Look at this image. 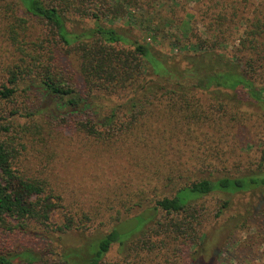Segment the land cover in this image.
I'll return each mask as SVG.
<instances>
[{"label":"trees","instance_id":"16d2710c","mask_svg":"<svg viewBox=\"0 0 264 264\" xmlns=\"http://www.w3.org/2000/svg\"><path fill=\"white\" fill-rule=\"evenodd\" d=\"M147 5V1L139 0H0V100L13 104L23 94L37 103L41 101L32 107L26 102L23 108L10 114L21 112L20 116L31 120L40 115L48 125L56 117L51 110L54 103L66 113H86L85 119L74 123V129L103 148L118 144L131 150L132 158L140 163L141 183L135 205L151 212L134 215L123 223L124 228L115 224L120 221L117 211L108 231L101 228L89 231L91 218L85 212L76 221L63 213V222L54 225L51 219L54 213L62 211L63 198L46 178L19 172L15 167L17 148L12 141L0 139V264H106L105 256L113 244L125 248L121 264H174L170 262L172 255L183 257L191 248L192 253L205 237L207 214L201 204L203 198L214 193L264 190V145L258 167L252 172L237 176L209 173L183 180L187 175L200 173L207 167L204 166L207 160L198 155L187 159L169 155L165 151L171 143L160 140L153 146L143 134V117L155 102L168 98L163 107L177 101L179 106H174L179 112L188 108L186 89L241 90L254 100L264 101V22L243 30L236 45L241 60L226 57L217 52L224 44L226 4L224 0H213L199 11L206 19L219 7L209 24L210 28L218 25L217 32L214 29L211 32L216 33L213 41L191 42L192 32L185 30V41H176L174 45L177 51L190 52L186 55L187 67L179 69L171 63V56L154 51L155 40L151 39L158 28L141 23L146 37L140 39L128 35L136 29L135 21L130 20L124 32L113 25L124 16L131 18L132 7L145 9ZM230 6L235 16L236 3ZM71 17L89 21L91 25L69 26ZM28 25H38L44 31L30 36ZM60 51L74 60L84 95L56 78L55 61ZM32 87L39 90V97L32 94L35 91ZM174 96L180 100H172ZM98 99L122 102L104 110ZM181 114L186 120L199 117ZM40 122L21 124L19 132H39L44 129ZM184 130L187 136L192 134L189 124ZM172 145L180 148L176 141ZM145 186L150 193L144 197L141 194ZM147 200L150 207L144 205ZM227 205L228 200H222L216 215L220 216ZM256 215L263 217L264 211L258 210ZM31 226L60 234L77 231L85 235L89 231L91 238L81 247L45 256L39 250L16 248L14 244V236ZM101 226L99 223L95 227ZM185 264L204 262L197 257L187 259Z\"/></svg>","mask_w":264,"mask_h":264},{"label":"rangeland","instance_id":"374dc122","mask_svg":"<svg viewBox=\"0 0 264 264\" xmlns=\"http://www.w3.org/2000/svg\"><path fill=\"white\" fill-rule=\"evenodd\" d=\"M139 1H147V7L145 9L132 7L131 18L129 15L124 16L113 25L121 27L124 32L126 29L124 26L128 25L130 20L135 21L136 25L134 24L133 28L136 29L128 32V35L140 39L146 37L141 31L144 28L140 26L141 23L144 26L149 24L158 28L155 37L151 39L155 40L152 41L155 44L154 51L171 56V63H175L179 69L187 67L186 55L190 53L189 50L181 52L174 48L176 41H185L183 32L185 30L192 32L191 42L198 39L211 43L213 34H216L211 33L212 30L215 32L218 30V25L210 28L209 24L211 17L220 11L219 7L210 12L206 19L199 15V11L211 5L213 0ZM224 1L226 4L224 14L227 18L224 22L226 27L223 28L225 32L222 35L224 44L217 52L241 60L236 45L245 28L264 22V0ZM230 3H236L235 16ZM68 25L84 27L90 26L91 22L86 20L81 22L71 17ZM28 26L30 36L39 35L44 31L38 25ZM60 53L62 52H57L55 61L56 78L63 84H71L80 95H84L82 79L72 62L74 60ZM32 88H35L32 94L39 97V90L36 87ZM186 91L185 99L189 105L180 112L174 106V104L179 106L177 101L167 108L163 107L164 100L168 98H163V101L155 102L149 107L143 117L145 140L148 139L153 146L160 140L171 143L165 151L169 155L180 156L182 159L198 155L207 160L204 163L207 167H203L200 173L187 175L183 180L205 177L209 173L216 176H237L254 171L258 167L260 149L264 145V101L254 100L241 90L211 88L204 91L197 89ZM172 100L180 98L174 96ZM32 101H34L32 97L26 98L23 94H20L13 104L0 100V139L12 141L17 148L15 167L19 172L27 176L46 178L55 189V193L63 198V209L54 213L52 224L62 223L63 213L73 216L76 221L83 216L82 212H85L91 218L88 223L89 231L94 228L108 231L117 211L120 214V221L115 224L123 227V223L134 215L151 213L145 209L142 211L141 205H135L139 192L137 187L141 183L140 163L132 158L131 150L118 144L111 148L110 146L103 148L91 137H84L74 129V123L85 119L86 113H66L61 106L58 108L56 103L51 106L56 117L48 121L50 125L46 124L44 117L35 115L33 118L41 121L44 129L39 132L33 129L35 132L20 133L23 126L21 124L35 120L20 116L21 109L18 110L20 112L18 116L11 115L10 111L23 108L26 102L30 107L36 105L37 102L30 103ZM91 101L93 102V99ZM97 102L106 110L122 101L98 99ZM40 103L41 101L37 104ZM181 113H190V116L196 114L199 117H189L190 120H186ZM187 124L192 130L190 136L185 134ZM174 141L180 148L173 147ZM149 193L145 186L141 196L145 197ZM222 200H228V205L218 216L216 214ZM146 204L148 207L151 205L148 200L144 203ZM201 204L207 214L203 226L205 232L203 241L192 253L191 248L183 257L172 255L170 262L185 264L187 259L199 257L204 264H264V216L256 215L258 210L264 211V190L226 195L214 193L203 198ZM99 223L103 226L95 227ZM45 230L42 226H31L30 230L18 233L14 236L16 248L39 250L45 256H50L49 252L58 253L62 249L81 247L91 238L89 231L84 235L77 231L60 234ZM124 250V247L113 244L105 256L106 264H121ZM51 257L53 258V255ZM166 261L168 262V259Z\"/></svg>","mask_w":264,"mask_h":264}]
</instances>
